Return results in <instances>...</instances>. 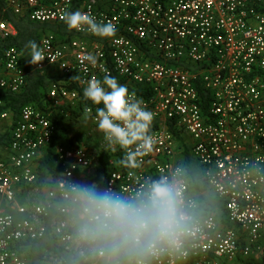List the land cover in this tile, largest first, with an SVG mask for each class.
Segmentation results:
<instances>
[{
    "label": "built area",
    "instance_id": "2783aa9c",
    "mask_svg": "<svg viewBox=\"0 0 264 264\" xmlns=\"http://www.w3.org/2000/svg\"><path fill=\"white\" fill-rule=\"evenodd\" d=\"M4 1L15 15L27 13L36 22L62 23L65 12L79 10L97 22L114 23L117 32L110 38L92 34L87 25L84 31L72 30L81 37L44 35L40 47L51 60L46 57L34 69L57 66L62 76L78 75L83 88L93 76L126 79L142 87L140 93L130 92L144 100L158 126L151 129L155 144L140 167L121 165L122 150L99 186L91 181L98 162L94 149L77 140L55 142L56 125L32 104L23 106L13 122L12 109L0 97V120L13 122L10 142L0 147V264H32L26 250L47 236L65 255L46 250L39 264H86L69 224V187L95 183L132 196L164 176L187 181L188 196L197 205V229L183 253H164L152 264L264 259V0ZM16 34V26L0 18V40ZM88 54L96 57L94 65L85 59ZM21 57L15 46L0 50L1 90L17 93L25 85ZM64 81L51 83L47 102L69 117L66 105L76 108L83 97ZM97 107L82 109L95 127ZM175 131L190 136V153L215 207L192 193L183 163L186 148ZM48 147L57 169L41 181L37 165ZM32 192L41 194L39 201L17 202Z\"/></svg>",
    "mask_w": 264,
    "mask_h": 264
},
{
    "label": "clouds",
    "instance_id": "9594fccd",
    "mask_svg": "<svg viewBox=\"0 0 264 264\" xmlns=\"http://www.w3.org/2000/svg\"><path fill=\"white\" fill-rule=\"evenodd\" d=\"M61 19L69 31H84L87 25L88 31L104 38L117 32L111 21L97 22L95 16L79 10L65 12ZM26 48H30L31 65H40L47 57L35 40ZM85 59L96 63L91 54ZM72 78L79 80L78 75ZM83 95L103 105L96 108L95 121L113 151L117 146L124 151L119 163L139 168L155 144L154 113L110 73L103 80L93 76ZM85 118H90L87 113ZM188 189L187 181L175 176L152 181L132 196L101 190L95 183L72 184L66 195L69 224L86 264H152L164 253H183L185 242L197 229V205Z\"/></svg>",
    "mask_w": 264,
    "mask_h": 264
},
{
    "label": "trees",
    "instance_id": "16d2710c",
    "mask_svg": "<svg viewBox=\"0 0 264 264\" xmlns=\"http://www.w3.org/2000/svg\"><path fill=\"white\" fill-rule=\"evenodd\" d=\"M0 10L1 16L7 21H11L17 28V35L5 40H0V50H3L7 46H15L22 53V63L23 67L27 73L26 83L23 88L17 92H10L0 89V97L6 101V106L12 109L13 112V122H15L23 106L27 104H32L39 109H42L51 121L56 125V135L55 142L57 141H69L73 142V138L69 135V125L67 122L75 117V114H82V109L85 105H94L90 100H87L83 95V88L80 82L70 76H50L39 71H35L32 68V65L29 63L30 57V48H26V45L29 41L35 40L38 45H40L41 38L46 35V33H53L56 35L68 34L73 36L74 32L69 31L65 22L62 23H41L32 20L29 16H15L10 9L6 8L4 0H0ZM60 79L65 80V85L70 89H77L82 95V101L76 109L71 107H66L64 110L69 111L71 115L67 117L59 111H55L53 107H49L47 94L49 87L52 82L59 81ZM117 80L126 85V79L117 78ZM128 87V86H127ZM137 87V88H136ZM132 87L134 91L140 93L142 87L136 86ZM128 89H130L128 87ZM79 108V109H78ZM13 123L11 125V129ZM10 129V130H11ZM7 131L0 136V147H6L11 140V132ZM122 149H118L114 155H109L105 152H100L99 154V168L94 179L95 182L100 186L102 185L103 178L107 176L110 171L111 166L108 164V160L113 156H122ZM39 165V174L40 180L43 181L48 172L56 171V162L54 158V150L51 147L45 149V155L40 159ZM185 167L187 168V174L190 178V181L197 190L204 188V178L202 176V170L198 162L193 158L190 153V149L186 147L184 153ZM30 248L26 250V255L31 258L32 264H39L42 256L46 250H54L59 255H65L64 249L57 244V242L50 236L41 238L39 240L32 241L30 243ZM241 264H264V259H255V258H238Z\"/></svg>",
    "mask_w": 264,
    "mask_h": 264
},
{
    "label": "crops",
    "instance_id": "0c3cea01",
    "mask_svg": "<svg viewBox=\"0 0 264 264\" xmlns=\"http://www.w3.org/2000/svg\"><path fill=\"white\" fill-rule=\"evenodd\" d=\"M5 2V1H4ZM6 4V3H5ZM6 8H8L7 6H6ZM9 9V8H8ZM11 11V10H10ZM12 12V11H11ZM13 13V12H12ZM14 14V13H13ZM15 15V14H14ZM15 16H17V15H15ZM20 16H29L27 13H25V14H22V15H19V16H17V17H20ZM0 18H2V16H1V10H0ZM3 19V18H2ZM5 20V19H4ZM9 22H11V21H9ZM51 24H53V23H51ZM72 31V30H71ZM73 32V31H72ZM47 34H51V33H46V35ZM53 34V33H52ZM17 35V34H16ZM15 35V36H16ZM56 35V34H55ZM61 35H67V36H69L68 34H61ZM60 36V35H59ZM74 37H81V35H79V34H76L75 32H74V35H73ZM42 39V38H41ZM21 63H22V58H23V53L21 52ZM22 66H23V63H22ZM24 68V67H23ZM32 68H33V70H35L34 69V65H32ZM36 71V70H35ZM40 72V71H39ZM41 73H45V74H47V75H52V76H55V75H60L61 77H62V75H61V71H60V69L57 67V66H51V67H49L48 69H46V70H44L43 72H41ZM113 77H116V76H113ZM116 78H118V77H116ZM119 79V78H118ZM60 80H62L63 81V79H60ZM59 80V81H60ZM65 82V81H64ZM126 85L130 88L129 89V91H134L133 89H131L132 87H136V85H134V84H132V83H127V81H126ZM139 86V85H138ZM140 87V86H139ZM83 88V87H82ZM137 88V87H136ZM75 89V88H74ZM84 89V88H83ZM77 90V89H76ZM79 91V90H78ZM80 92V91H79ZM81 94V93H80ZM82 101V100H81ZM67 105H69V104H67ZM66 105V107H70V106H67ZM92 106H98V107H103V105L101 104V105H96V104H94V105H92ZM72 108V107H71ZM77 108V107H76ZM76 108H72V109H76ZM79 109V108H78ZM42 110V109H41ZM85 116L86 115H84V114H80V115H77V114H75V117L73 118L74 120H78L79 118H84V119H86L85 118ZM86 120H88L89 122H90V120H89V118L88 119H86ZM13 123V122H12ZM91 123V122H90ZM92 124V123H91ZM93 125V124H92ZM94 126V125H93ZM156 126H158V124H157V122H153V124H152V128L151 129H153V128H155ZM95 127V126H94ZM95 128H97V127H95ZM98 129V128H97ZM99 130V129H98ZM172 130V129H171ZM173 131V130H172ZM174 133H176V135H177V140H178V144L179 145H181V147L183 146V147H188L189 149H190V147L188 146L189 145V143H190V141H192L191 140V138H190V136L189 135H187V134H185V133H183V134H179V133H177L176 131L174 132ZM101 134H102V139L104 140V135H103V133L101 132ZM74 140H77V141H79V142H81L82 144H84L85 146H87V147H89L90 149L92 148V146H90L89 144H87V143H84L83 141H81V140H78V139H75L74 138ZM108 143V142H107ZM110 149H112V147H110ZM119 148H118V146H117V148H116V150L115 151H113V149L112 150H110L109 152L107 151V152H105V153H108L109 155H114L115 154V152L118 150ZM92 150H93V148H92ZM95 151V150H94ZM45 154L43 153V156H44ZM42 158V157H41ZM40 158V159H41ZM113 158H114V160L111 162V163H109V161H111V159L112 158H110L109 160H108V164L111 166V168H110V170L111 169H113V168H116V165H117V160H118V158H119V156H113ZM40 159H39V162H40ZM38 162V165H37V169H38V172H39V165H40V163ZM99 163H100V161H99ZM99 163H98V167H97V169H96V171L98 172V168H99ZM202 170V169H201ZM55 172V171H54ZM110 172V171H109ZM51 173H53V172H48V176L51 174ZM96 174L97 173H95V176L93 177V178H91V181H94V179H95V177H96ZM109 174V173H108ZM107 174V175H108ZM105 178V177H104ZM103 178V179H104ZM96 181V180H95ZM191 182V181H190ZM191 191H192V193L203 203V204H206V205H208V206H211V207H215L216 206V201H215V198H214V196H212L211 195V191H210V189L207 187V185H206V183H204V188H202L201 190H197L195 187H193V185H192V183H191ZM40 200V199H39ZM38 200V201H39ZM29 200L27 199V193H23V194H21L20 196H18V200H17V202L18 203H29L28 202ZM30 202H31V200H30ZM37 202V201H36ZM41 202V201H40ZM5 211H10V212H12L13 210L12 209H10L9 207H5ZM219 217L221 218V221L223 222V223H225L226 222V218H225V212L223 211V210H219ZM28 257V256H27ZM29 259L31 260V258L29 257Z\"/></svg>",
    "mask_w": 264,
    "mask_h": 264
},
{
    "label": "rangeland",
    "instance_id": "374dc122",
    "mask_svg": "<svg viewBox=\"0 0 264 264\" xmlns=\"http://www.w3.org/2000/svg\"><path fill=\"white\" fill-rule=\"evenodd\" d=\"M67 124L69 125V135L73 139H78L83 141L84 143L89 144L95 150L98 162L95 164L94 172L97 173L96 169L99 163V154L100 152H109L110 146L109 144L102 139L101 132L95 128L88 120L84 118H79L78 120H74L73 118L70 119ZM12 119L8 120H0V136L3 135L5 132L11 129ZM114 160L112 157L111 163ZM41 194H37L36 192H32L27 194V199L33 203L40 199ZM213 196V193L211 192ZM224 264H241L237 259L232 260L230 262H225Z\"/></svg>",
    "mask_w": 264,
    "mask_h": 264
}]
</instances>
